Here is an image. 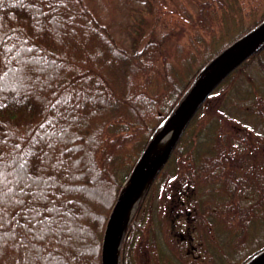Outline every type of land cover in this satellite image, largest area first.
<instances>
[{
  "label": "trees",
  "instance_id": "16d2710c",
  "mask_svg": "<svg viewBox=\"0 0 264 264\" xmlns=\"http://www.w3.org/2000/svg\"><path fill=\"white\" fill-rule=\"evenodd\" d=\"M162 2L140 0L118 38L87 0H0V180L23 193L5 205L16 235L0 264H101L108 214L144 146L202 67L264 19V0L247 11L238 0H199L195 16L176 2L195 30L185 45L157 13ZM252 139H264V47L186 125L127 226L121 264H134L155 184L181 208L176 246L192 257L179 260L159 239V264H243L264 248V185L239 161ZM46 220L55 223L44 232Z\"/></svg>",
  "mask_w": 264,
  "mask_h": 264
},
{
  "label": "water",
  "instance_id": "95a60500",
  "mask_svg": "<svg viewBox=\"0 0 264 264\" xmlns=\"http://www.w3.org/2000/svg\"><path fill=\"white\" fill-rule=\"evenodd\" d=\"M263 47L264 19L220 50L198 72L176 106L152 134L124 181L105 223L101 264H121L120 247L127 226L186 125L211 91L241 62ZM243 264H264V248Z\"/></svg>",
  "mask_w": 264,
  "mask_h": 264
},
{
  "label": "rangeland",
  "instance_id": "374dc122",
  "mask_svg": "<svg viewBox=\"0 0 264 264\" xmlns=\"http://www.w3.org/2000/svg\"><path fill=\"white\" fill-rule=\"evenodd\" d=\"M139 1L87 0L89 6L94 9L100 20L107 24L112 34L118 38H122L125 35L127 24L131 21L132 14H130V11L139 5ZM198 1L164 0V2L157 5V13L165 24L173 27L177 31L173 35V38L179 43L187 45V37L191 35L194 38L195 30L189 20L177 9L176 2L181 3L189 13L195 16L199 6ZM238 1L244 11H247L252 5L260 4V0ZM203 34L207 36V34ZM248 148L249 152L241 155L239 158L240 164L244 163L241 165L242 174L246 175L248 179H254L256 183H259V186H262L264 185V139L250 140L248 142ZM165 185L155 184L151 190V194L142 206V233L136 239L130 253L134 264H159L155 252L159 239L164 242L163 244L167 248H171L173 251L175 250L177 256L182 257L178 256L180 258L179 260L188 261L192 258L191 256H185L183 253L181 254L180 248L176 246L182 240L180 235H185L186 223L181 208L173 201L175 198L171 197L173 193H169L165 189ZM74 237L83 238L81 235ZM202 262L203 264H211L207 258Z\"/></svg>",
  "mask_w": 264,
  "mask_h": 264
},
{
  "label": "snow or ice",
  "instance_id": "6c2138e0",
  "mask_svg": "<svg viewBox=\"0 0 264 264\" xmlns=\"http://www.w3.org/2000/svg\"><path fill=\"white\" fill-rule=\"evenodd\" d=\"M29 51L31 50L29 49ZM59 102L60 101H57V103ZM52 135H55V133H52ZM14 147L17 148L19 152H24V150L21 149L19 145H16ZM20 159H22V157L19 154H17L16 160L19 161ZM76 163H78V161ZM25 169H26V162L19 163V166L17 168V175H20L23 173L26 176ZM2 175L3 174L0 173V177H2ZM17 195H23V193H17L15 189L11 187L5 190V185L3 184L2 180H0V246H2L5 239H14V236L16 235L14 229L12 228V225L16 223L15 214L6 213L5 205L11 206V205L22 204L23 201L19 199H13ZM49 211H55V209H49ZM6 220H7V230L5 228ZM41 223L46 225L42 231L47 232L49 231L50 226L53 223H55V221L46 220V221H42ZM62 227L63 225H61V228ZM20 243H23V241H21ZM14 246L18 248L19 244H14ZM25 264H27V261H25Z\"/></svg>",
  "mask_w": 264,
  "mask_h": 264
},
{
  "label": "bare ground",
  "instance_id": "6f19581e",
  "mask_svg": "<svg viewBox=\"0 0 264 264\" xmlns=\"http://www.w3.org/2000/svg\"><path fill=\"white\" fill-rule=\"evenodd\" d=\"M165 140H166V138L162 141V144L160 145V147L164 144Z\"/></svg>",
  "mask_w": 264,
  "mask_h": 264
}]
</instances>
